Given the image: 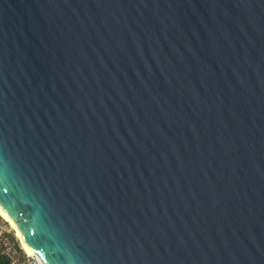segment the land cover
<instances>
[{"label":"water","instance_id":"1","mask_svg":"<svg viewBox=\"0 0 264 264\" xmlns=\"http://www.w3.org/2000/svg\"><path fill=\"white\" fill-rule=\"evenodd\" d=\"M0 204L40 264H264V0H0Z\"/></svg>","mask_w":264,"mask_h":264},{"label":"rangeland","instance_id":"2","mask_svg":"<svg viewBox=\"0 0 264 264\" xmlns=\"http://www.w3.org/2000/svg\"><path fill=\"white\" fill-rule=\"evenodd\" d=\"M0 242H7V246L17 250L16 256L22 260L26 257V252L20 244V240L17 237L15 231L12 229L7 220H5L0 214Z\"/></svg>","mask_w":264,"mask_h":264},{"label":"built area","instance_id":"3","mask_svg":"<svg viewBox=\"0 0 264 264\" xmlns=\"http://www.w3.org/2000/svg\"><path fill=\"white\" fill-rule=\"evenodd\" d=\"M7 244V242H0V254L6 258L7 264H40L32 254L29 255L26 253L24 259H18L16 256L17 250L7 246Z\"/></svg>","mask_w":264,"mask_h":264},{"label":"bare ground","instance_id":"4","mask_svg":"<svg viewBox=\"0 0 264 264\" xmlns=\"http://www.w3.org/2000/svg\"><path fill=\"white\" fill-rule=\"evenodd\" d=\"M0 214L2 215V217H3L5 220L8 221V223L10 224V226L12 227V229L15 231L17 237H18L19 240H20V244H21L22 248L25 250V252H26L27 254L31 255V253H30V251H29V248H28L27 244L24 242V240L22 239L21 235H20V234H19V233L13 228V226H12V224H11V222H10L8 216H7L2 210H0Z\"/></svg>","mask_w":264,"mask_h":264},{"label":"trees","instance_id":"5","mask_svg":"<svg viewBox=\"0 0 264 264\" xmlns=\"http://www.w3.org/2000/svg\"><path fill=\"white\" fill-rule=\"evenodd\" d=\"M0 264H7L6 258L0 254Z\"/></svg>","mask_w":264,"mask_h":264},{"label":"snow or ice","instance_id":"6","mask_svg":"<svg viewBox=\"0 0 264 264\" xmlns=\"http://www.w3.org/2000/svg\"><path fill=\"white\" fill-rule=\"evenodd\" d=\"M0 210H3V205L2 204H0Z\"/></svg>","mask_w":264,"mask_h":264}]
</instances>
